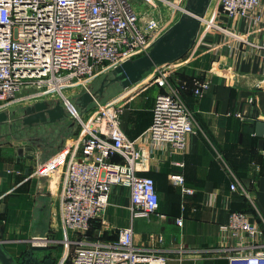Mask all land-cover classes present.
Returning a JSON list of instances; mask_svg holds the SVG:
<instances>
[{"label": "crops", "instance_id": "1", "mask_svg": "<svg viewBox=\"0 0 264 264\" xmlns=\"http://www.w3.org/2000/svg\"><path fill=\"white\" fill-rule=\"evenodd\" d=\"M213 24L264 45V0L256 18L228 16L219 0H210L194 44L172 62L167 80L142 78L126 88L114 83L104 89L100 103L121 106L120 128L130 139L149 127L155 98L167 84L178 89L191 110L194 129L182 148L149 139L139 142L136 173L153 178L157 209L148 217L133 218L129 189L113 184L104 221H93L90 240L109 241L120 227L132 226L134 242L161 248L169 264H229L223 247L233 244L223 226L232 211H243L258 224L264 241V147L252 124L264 122V47L241 43ZM196 78L209 84L201 95L193 94ZM77 100L87 113L90 102L82 109ZM56 123L61 144L42 148L37 139H17L9 116L0 122V243L14 258L29 248L31 239L54 238L58 230L65 231L60 216L62 173L40 174L37 169L65 143L73 144L80 127L68 117ZM111 160L122 162L118 155ZM176 175L183 177V184ZM156 234L163 242L152 239Z\"/></svg>", "mask_w": 264, "mask_h": 264}, {"label": "built area", "instance_id": "2", "mask_svg": "<svg viewBox=\"0 0 264 264\" xmlns=\"http://www.w3.org/2000/svg\"><path fill=\"white\" fill-rule=\"evenodd\" d=\"M184 2L0 0V108L25 96L35 97L32 103L59 100L68 118L80 127L73 144L65 143L37 169L40 174L62 173L61 221L65 229L78 236L69 264H169L161 248L134 242L132 226L120 227L117 237L109 241L90 240L89 231L92 221H104L113 184L129 189L133 218L148 217L156 211L159 197L153 178L136 173L139 142L149 139L161 146L182 148L194 129L191 110L178 89L167 84L155 98L149 127L139 138L130 139L120 128L121 106L103 102L84 113L64 90L84 85L146 53L175 23L174 11L178 15L187 12ZM262 2L219 0V7L228 16L256 18ZM164 7L171 9L168 17L162 16ZM213 26L241 43L264 47L248 41L245 34ZM171 64L158 65L143 78L167 80L172 74ZM208 86L206 79L196 78L193 94L201 95ZM30 88L34 91L26 93ZM115 155L121 163L111 160ZM176 179L183 184L182 176L176 175ZM223 229L233 244L223 247L229 264H264L262 231L249 214L232 211ZM151 237L158 244L163 242L161 234Z\"/></svg>", "mask_w": 264, "mask_h": 264}, {"label": "water", "instance_id": "3", "mask_svg": "<svg viewBox=\"0 0 264 264\" xmlns=\"http://www.w3.org/2000/svg\"><path fill=\"white\" fill-rule=\"evenodd\" d=\"M210 0H188L186 3L187 12L181 14L175 23L160 36L143 55L124 61L117 65L103 77L99 87L94 91L83 92L78 99L82 109L87 103L92 102L96 97L103 95L104 89L111 84L117 83L126 88L139 81L158 65L173 62L186 54L192 47L200 30L201 20ZM7 112H0V122L6 120ZM68 117L64 106L59 100L49 102L46 100L36 101L24 108L21 121L23 125L48 124L58 122ZM254 114L253 118H256ZM255 133L260 138L259 144L264 147V122L252 120ZM19 153L22 148L18 149ZM35 241L37 239H31ZM45 244L32 243L22 255V259L27 257L28 262L39 264L38 251L46 249ZM0 264H16L13 256L1 246L0 243ZM42 264H51V260H46Z\"/></svg>", "mask_w": 264, "mask_h": 264}, {"label": "rangeland", "instance_id": "4", "mask_svg": "<svg viewBox=\"0 0 264 264\" xmlns=\"http://www.w3.org/2000/svg\"><path fill=\"white\" fill-rule=\"evenodd\" d=\"M187 1L188 0H186V2L184 3H187ZM170 12H171L170 7H164L162 16L168 17ZM179 16L180 15H178L176 11H174V17L178 19ZM108 74L110 75V73ZM102 77L103 76L98 75L96 77L89 79L84 85L76 84L66 88L64 91L67 94H69L70 97L72 96L71 100L76 104V102L78 101L77 100L78 96L83 91H94L99 87ZM27 90L28 92L26 93H31L34 91L31 88ZM33 99H35V97L32 96H29V98L25 96L23 99L14 98L10 103L3 105L0 108V110H4L5 112H7L11 121L14 120V124L12 125V130H14L15 132L14 136L17 139L23 140L24 143H31L33 139H37L39 140L40 143L38 145L42 148H43V144L44 145L53 144V146H55L58 143L61 144L60 137L56 135L57 134L56 130L57 127H60V123L54 122L48 124H35V125L22 124L21 117L23 116L24 108L27 105L32 104ZM103 99H104L103 96L96 97V99L90 102L89 104L90 108H93L95 105H98V103H100V101ZM68 231L69 230L67 229H65V231L58 230L59 233L54 238L47 237V235L46 236L43 235L42 238H39L40 241H33L32 243H39L46 245L45 247L46 249L38 251V256L42 259L50 258L52 260L51 264H69L74 249L76 248L75 240L77 239V236L74 237L73 234L72 236H70V233ZM20 257L21 256H17L16 258H14L16 263L19 262Z\"/></svg>", "mask_w": 264, "mask_h": 264}, {"label": "flooded vegetation", "instance_id": "5", "mask_svg": "<svg viewBox=\"0 0 264 264\" xmlns=\"http://www.w3.org/2000/svg\"><path fill=\"white\" fill-rule=\"evenodd\" d=\"M22 122V121H21ZM24 254V253H23ZM22 254V255H23ZM22 255H21V257L19 258V262H17L16 264H33L32 262H28L27 261V257H25L24 259H22ZM50 258H40L39 257V261H40V263L39 264H42L44 261H46V260H49ZM51 260V259H50ZM51 262H52V260H51Z\"/></svg>", "mask_w": 264, "mask_h": 264}, {"label": "trees", "instance_id": "6", "mask_svg": "<svg viewBox=\"0 0 264 264\" xmlns=\"http://www.w3.org/2000/svg\"><path fill=\"white\" fill-rule=\"evenodd\" d=\"M92 223H93V221H92ZM91 228H92V224H91ZM92 234H91V229H90V231H89V236H91ZM117 237V236H116ZM115 237V238H116Z\"/></svg>", "mask_w": 264, "mask_h": 264}]
</instances>
